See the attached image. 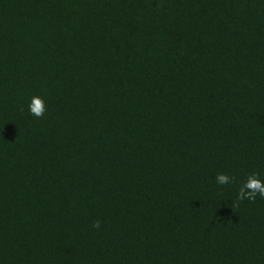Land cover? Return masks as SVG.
<instances>
[{"label":"trees","instance_id":"trees-1","mask_svg":"<svg viewBox=\"0 0 264 264\" xmlns=\"http://www.w3.org/2000/svg\"><path fill=\"white\" fill-rule=\"evenodd\" d=\"M252 173L264 0H0V264H264Z\"/></svg>","mask_w":264,"mask_h":264},{"label":"clouds","instance_id":"clouds-1","mask_svg":"<svg viewBox=\"0 0 264 264\" xmlns=\"http://www.w3.org/2000/svg\"><path fill=\"white\" fill-rule=\"evenodd\" d=\"M29 114L35 116L36 118H42L46 109L44 105V100L42 97L33 96L30 98V103L28 105ZM258 173L249 174L247 179L241 184L236 198V206H239V202L244 200L255 201L257 195L264 198V182L258 178ZM216 182L219 185H227L233 183L234 179L227 174L218 173L216 176ZM94 228L100 227V221H95L93 223Z\"/></svg>","mask_w":264,"mask_h":264}]
</instances>
